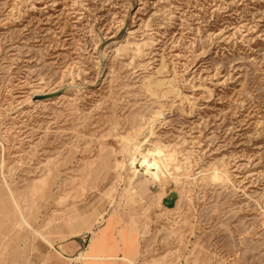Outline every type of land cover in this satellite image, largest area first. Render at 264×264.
Masks as SVG:
<instances>
[{
  "label": "rangeland",
  "instance_id": "rangeland-1",
  "mask_svg": "<svg viewBox=\"0 0 264 264\" xmlns=\"http://www.w3.org/2000/svg\"><path fill=\"white\" fill-rule=\"evenodd\" d=\"M155 143L180 183L130 199ZM104 219L132 264H264V0H0V264Z\"/></svg>",
  "mask_w": 264,
  "mask_h": 264
},
{
  "label": "crops",
  "instance_id": "crops-1",
  "mask_svg": "<svg viewBox=\"0 0 264 264\" xmlns=\"http://www.w3.org/2000/svg\"><path fill=\"white\" fill-rule=\"evenodd\" d=\"M106 222L107 219L101 222L98 231L88 232L91 237L86 246L83 239H70L52 249L46 248L38 255L32 254L26 264H113L111 261L117 260L132 264V240L118 236ZM119 252L122 253L121 258L117 256Z\"/></svg>",
  "mask_w": 264,
  "mask_h": 264
},
{
  "label": "bare ground",
  "instance_id": "bare-ground-1",
  "mask_svg": "<svg viewBox=\"0 0 264 264\" xmlns=\"http://www.w3.org/2000/svg\"><path fill=\"white\" fill-rule=\"evenodd\" d=\"M135 46L137 48L139 47L138 44H135ZM136 164H139V167L141 169L145 170V174L148 176V180H146L147 182L152 181V182L160 183L162 181V179L165 180L167 178V176H168V178L174 180L175 181V182L173 181L174 183H176V181L179 180V179H177L176 176H174V173L175 172L178 173L181 169L177 160L175 158H173L171 155L166 156L163 153L162 148L156 143L153 144L152 146H149V147L145 146V147L141 148L139 151H137L136 153H134L132 156H130L127 163L124 166H122L124 172H126L125 173L126 174L125 179H126V183H127V187H125L123 189V192L127 193L128 197L130 199H135L136 195H137V190L135 189V186H134L135 185V178L137 175V168L135 167ZM214 171H216V170H214ZM180 176H182V175H180ZM183 176L178 177V178H181V180H183L182 179ZM186 176H188V175H186ZM195 178L196 177H194V179ZM177 182H179V181H177ZM176 186H177V183H176ZM162 194H163V189H161L157 195L159 197H161ZM166 209L171 210V208H166ZM101 219H103V216H101Z\"/></svg>",
  "mask_w": 264,
  "mask_h": 264
},
{
  "label": "water",
  "instance_id": "water-1",
  "mask_svg": "<svg viewBox=\"0 0 264 264\" xmlns=\"http://www.w3.org/2000/svg\"><path fill=\"white\" fill-rule=\"evenodd\" d=\"M51 96H53V95H51ZM37 98H38V99H46L47 96H46V97H44V96H38ZM164 205H166L167 207L170 206V204H169L168 202H165Z\"/></svg>",
  "mask_w": 264,
  "mask_h": 264
},
{
  "label": "built area",
  "instance_id": "built-area-1",
  "mask_svg": "<svg viewBox=\"0 0 264 264\" xmlns=\"http://www.w3.org/2000/svg\"><path fill=\"white\" fill-rule=\"evenodd\" d=\"M83 242H85V240H83Z\"/></svg>",
  "mask_w": 264,
  "mask_h": 264
}]
</instances>
